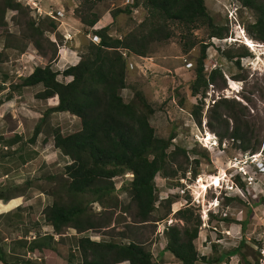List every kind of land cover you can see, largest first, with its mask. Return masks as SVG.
Listing matches in <instances>:
<instances>
[{"label":"rangeland","instance_id":"obj_1","mask_svg":"<svg viewBox=\"0 0 264 264\" xmlns=\"http://www.w3.org/2000/svg\"><path fill=\"white\" fill-rule=\"evenodd\" d=\"M6 1L0 0V195L23 198L16 206L26 204L25 214L19 213V209L18 216L11 215L18 219H10L15 224L11 236L14 241L10 242L11 261L82 264L77 239L87 237L95 242L134 241L150 252L154 264H179L163 251L164 229L171 224L181 225L175 211L189 206L199 223L193 240L199 256H216L238 248L237 255L226 256L220 264H264V41L254 39L251 33L253 11L236 0H203L212 23L223 30L221 38L210 37L206 26L187 28L166 20L163 25L169 37L148 42L145 56L122 53V101L127 102L135 90L140 91L153 110L148 122L154 136L166 138L172 134L167 151L172 147L184 151L169 163L171 168L180 166L175 176L154 175V207L147 221H139L135 204L124 187L131 179L128 171L111 178L113 189L103 196L102 203L90 202L94 198L91 192L70 193L66 189L63 168L71 160L53 147L52 134L55 130L62 135L79 130V119L68 112L45 114L56 100L37 98L42 86H24L22 80L35 66L49 65L60 72L75 64L86 53L89 43H95L90 32L83 33L86 27L75 29L73 37L66 34L55 20L56 10L64 13L72 27H78L75 15L93 13L101 17L107 12L111 20L108 33L114 37L145 33L148 22L139 26L146 18L145 10L139 4L132 6V0H48L45 6L37 0H8L17 4L14 8H7ZM257 2L264 5V0ZM118 9L128 12H117ZM111 13L115 14L113 18ZM35 27L42 34L35 33ZM68 36L70 39L65 40ZM247 38L255 45H245ZM192 42L193 47L186 49ZM199 42L208 44L202 61L204 74L215 70L212 81L192 96L188 84L194 74ZM56 79L66 82L70 77L58 74ZM220 100H225L226 107L218 112L227 129L232 127L234 115L240 130L250 132L245 137L251 148L242 149L244 141L239 143L227 137L219 141L216 134L222 132L224 122L212 119L213 127L206 125L210 107ZM196 106L200 108L198 123L191 114ZM35 125L38 132L31 140ZM181 170L191 173L186 172L180 179ZM214 175L221 176L219 186L210 184ZM200 177L202 182L198 181ZM202 183L210 186L204 190ZM168 196L174 201L166 206L164 199ZM18 199L13 203L20 202ZM73 201L82 203L86 213L100 224L98 228L77 232L63 227L52 231L44 220V210L52 202ZM16 236L20 239H14ZM36 245L47 250L40 249V254L34 256L31 250ZM1 250L2 247L0 253Z\"/></svg>","mask_w":264,"mask_h":264},{"label":"trees","instance_id":"obj_2","mask_svg":"<svg viewBox=\"0 0 264 264\" xmlns=\"http://www.w3.org/2000/svg\"><path fill=\"white\" fill-rule=\"evenodd\" d=\"M236 1L240 6L253 11L255 20L251 24V33L255 35L254 39L264 41V5L257 0ZM138 4L146 12V18L140 21L139 26L143 27L147 22L149 24L145 33H129L123 37H114L108 33L107 25L91 30V33L98 37V42L89 43L86 53L75 64L66 66L60 72L52 70L49 65L35 66L23 78L22 85H41L42 89L37 92V98H56V104L48 107L45 114L54 111L68 112L79 119V130L66 135L55 130L52 134L53 147L71 160L63 168V175L67 178L66 189L70 193L91 192L94 198L90 202L102 203L103 196L113 189L111 178L128 171L131 179L124 187L135 204L139 221H147L154 207L152 182L154 175L175 176L180 166L171 168L169 163L175 162L178 152L183 154L184 151L178 147H172V150L167 151L170 148L172 134L166 138L154 136L153 128L148 122V116L153 110L140 91L135 90L127 102L122 101L119 94V91L125 88V61L122 53L145 56L148 42L161 41L169 37V32L163 25L166 20L183 24L187 28L206 26L210 29V37L221 38L223 30L214 26L203 0H132V6ZM16 5L6 1L7 8H14ZM116 11L128 12L127 9ZM114 15L111 13L112 18ZM78 18L82 27H86L85 33L97 20L93 13L79 15ZM50 26L54 27L52 24ZM34 31L42 34L37 27ZM194 44L190 43L186 49L193 47ZM207 46L206 43H198L194 74L188 84L192 96L196 95L198 90L204 89L213 79L215 69L208 75L203 72L202 61ZM58 74L70 79L60 82L56 79ZM224 102L225 100H220L210 107L206 125L212 128V119L225 123L222 132L216 134L219 141L227 137L239 143L248 142L245 137L248 132L240 130L234 115L231 116L232 127L227 129L225 120L218 112L219 108L226 107ZM199 112L198 106L191 110L196 123ZM37 132L38 128L35 125L31 140ZM247 148H251L247 143L242 146V149ZM186 172L191 173L190 170H181L179 178ZM196 174L198 173H193V176ZM168 197L164 199L166 206L174 201ZM189 208L186 206L175 211L177 218L182 220L181 225L171 224L165 227L163 251L169 252L179 264H194L196 261L203 264H219L226 256L238 254V248H234L216 256H199L193 245L199 223L197 216L192 217ZM43 216L54 232L63 227L81 232L98 228L100 225L86 213L79 201L69 204L52 202L44 210ZM77 247L82 256V264H115L121 261H127L128 264H154L150 252L142 244L134 241L121 244L111 241L95 242L87 237H80L77 239ZM40 249L47 250L40 247L39 251ZM244 264L249 263L244 261Z\"/></svg>","mask_w":264,"mask_h":264},{"label":"crops","instance_id":"obj_3","mask_svg":"<svg viewBox=\"0 0 264 264\" xmlns=\"http://www.w3.org/2000/svg\"><path fill=\"white\" fill-rule=\"evenodd\" d=\"M46 1H48V0H37V2L41 6H45ZM56 11H57L56 12L57 16H56L55 20L57 22H59L58 26L62 27L63 30H66V34H69V36L72 35V37H73L74 34H75L74 33L75 29L80 30V28L83 26L80 23L79 18L75 15V17L77 19L78 27H72L64 19L65 18L64 17V13H62V12H60L58 10H56ZM71 14H74V13H71ZM109 21H111V20L109 19L108 13L106 12L101 17H97V20L95 21L94 25L92 27L88 28V32H90V34H92L91 30H95V29L101 28L103 26H106V25H108ZM66 27H68V28H66ZM83 33H85V32H83ZM130 54H132V53H130ZM132 55H135V54H132ZM136 56H138V55H136ZM53 99L56 100L55 97H53ZM25 150H26V148H25ZM22 152L23 151L21 150L19 153H22ZM4 199L8 200V201L6 203H1V202H3ZM15 199H18L20 202H18L16 204L13 203V200H15ZM21 201H23V198L21 200L20 197H17V198H14V199H12V197H10V196L5 197V196L1 195V197H0V207L2 208V211L0 210V221H1V225H0V248L2 247V250H1V253H0V264H18V263L14 262V261H11V258H10V256H12V254H13L12 251H11V248H12L13 244L10 245V242L13 240V238L11 236L13 235L12 231L14 230V226H15V224H12L10 222V219H15V220L18 221V219L11 217V215L16 213L17 211H19V209H20L19 213L25 214L23 208L26 207V204H24V202H23L24 205L21 204V206H16V205H19V203H21ZM3 207H5V209ZM15 216H18V213H16ZM14 239L18 240V239H20V237L16 236V238H14ZM31 240H33V239H31ZM29 241L30 240H27V243H29ZM19 243L20 242H18V244ZM39 247L40 246H38V245L32 246L31 253L34 256H35L36 253L40 254Z\"/></svg>","mask_w":264,"mask_h":264},{"label":"bare ground","instance_id":"obj_4","mask_svg":"<svg viewBox=\"0 0 264 264\" xmlns=\"http://www.w3.org/2000/svg\"><path fill=\"white\" fill-rule=\"evenodd\" d=\"M252 40V39H251ZM251 40H249L248 38H247V40H246V42H247V44L246 43H244L245 45H247L248 47L249 46H254L255 44L251 41ZM209 135V134H208ZM212 145H214V143L212 144ZM221 174H223V173H221ZM209 179V178H208ZM200 180H201V182H202V178L200 177L199 178V182H200ZM208 183V182H207ZM220 183H221V176L219 175V176H217V175H214V176H212V177H210V184H211V186L212 185H215V186H219L220 185ZM210 185L209 184H206V183H202L201 184V188L202 189H207V187H209Z\"/></svg>","mask_w":264,"mask_h":264},{"label":"built area","instance_id":"obj_5","mask_svg":"<svg viewBox=\"0 0 264 264\" xmlns=\"http://www.w3.org/2000/svg\"><path fill=\"white\" fill-rule=\"evenodd\" d=\"M31 3H35L33 0H31ZM69 38V36L67 37V38H64L65 40H67ZM92 39L93 40H95V43H97L98 42V37L97 36H95V35H92ZM187 173H189V172H187ZM186 178V177H185ZM180 179H183V178H180ZM179 190H181V189H179ZM179 195V194H178Z\"/></svg>","mask_w":264,"mask_h":264},{"label":"clouds","instance_id":"obj_6","mask_svg":"<svg viewBox=\"0 0 264 264\" xmlns=\"http://www.w3.org/2000/svg\"><path fill=\"white\" fill-rule=\"evenodd\" d=\"M34 2H35V0H33ZM69 35V34H68ZM91 35H93V34H91ZM70 38H68L67 40H69ZM252 156L250 155V157L248 158V161H249V159L251 158ZM252 162V161H251ZM197 175V174H196ZM182 178V177H181ZM184 178V177H183Z\"/></svg>","mask_w":264,"mask_h":264}]
</instances>
